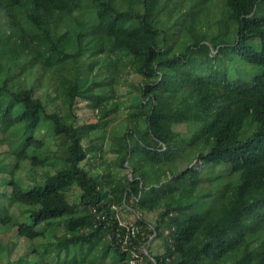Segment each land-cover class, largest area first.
I'll return each mask as SVG.
<instances>
[{
    "label": "trees",
    "instance_id": "trees-1",
    "mask_svg": "<svg viewBox=\"0 0 264 264\" xmlns=\"http://www.w3.org/2000/svg\"><path fill=\"white\" fill-rule=\"evenodd\" d=\"M219 1L0 0V264H264V0Z\"/></svg>",
    "mask_w": 264,
    "mask_h": 264
},
{
    "label": "rangeland",
    "instance_id": "rangeland-1",
    "mask_svg": "<svg viewBox=\"0 0 264 264\" xmlns=\"http://www.w3.org/2000/svg\"><path fill=\"white\" fill-rule=\"evenodd\" d=\"M214 1H215L214 3H212V4L208 3V5L206 6L208 9L210 8L209 9V15H210V18H211V20H210L211 24L208 26V32H209L210 35L218 33L219 26L216 23V20L221 18L220 14H223V11H222L223 3L221 1H219V0H214ZM180 5H182L181 9L184 12H186L188 4L186 2H184V4L180 3ZM251 16L259 18L262 21L263 26H264V2H261V3H259L256 6V10H255L254 14L251 15ZM171 25H173V22L171 23ZM192 57L193 56H191V58ZM191 58H190V65H189L190 68L193 67L192 60L193 59H197L196 57H193L192 59ZM193 71H196V68H193ZM135 76H136V72L134 71L128 76L127 80H124V84H123V86L121 88L122 97H123V100H124V113H123V115L120 118H118L115 121H112L109 124V126L107 127V136H108L110 131H112L114 128L118 127L121 123L124 122L125 118L127 117L128 112H129L130 104L133 103V102L134 103L136 102L137 104L139 103V98L130 99L129 95H128V91H127V88H128L127 81L131 80ZM15 89H17L19 92H23L26 88L16 87ZM35 90H36V94L40 95V96L43 93H45V92H49L50 95H54V90H53V87H52V79L49 77V75H46V76H44L41 79L40 86L39 87L35 86ZM52 105H54L53 102H51L49 104V106H48V110L49 111L52 109ZM74 111H75V114L77 116V119H76L77 124H86V123H91V122L97 121V115L96 114L98 112V109H91L87 105V101H85V100H83L81 98L77 99ZM145 117H146V110L142 106H140L138 104V106L135 108V114H134L133 119L134 120H138V119H144ZM176 129L182 130V131H186L187 130V126L181 124V125L176 126ZM48 134H50V132L48 130H46V129H43L41 132H39L38 137L46 138L48 136ZM2 135H3V133L0 130V137H2ZM106 141L107 140H104L103 145L106 144ZM85 162L86 161H83L82 165L88 167V164L85 163ZM11 172L14 173V176L16 178L32 181L33 179H31V178H34V176H37L38 179L41 178L42 169L39 168L37 170V175L34 174L33 172H30L29 170H26L24 167H22L21 169H17L15 171H13V169H12ZM10 175H11V173L8 172V176H10ZM79 194H80V190L78 188H76V187H72L68 191V198H69V200H75L76 196L77 195L79 196ZM116 209H117V216L119 217V221H120V223L122 225H127L128 226L131 223H133V221L135 220V217H136L135 213L126 211L127 209H122V211L120 210V208L119 209L116 208ZM142 216H144L147 220L154 222L156 220L157 213L156 212H145V213H142ZM59 232H60V229H59ZM1 238L4 240V242H10L11 245H14L13 241H12L13 238H14L13 237V233L11 234L9 232H1ZM151 238H153V234L151 235ZM16 247L14 246V249H16ZM151 248H152V251L155 254L160 253V251L162 249L160 240L152 241ZM132 256L135 257V253H133Z\"/></svg>",
    "mask_w": 264,
    "mask_h": 264
},
{
    "label": "built area",
    "instance_id": "built-area-1",
    "mask_svg": "<svg viewBox=\"0 0 264 264\" xmlns=\"http://www.w3.org/2000/svg\"><path fill=\"white\" fill-rule=\"evenodd\" d=\"M135 231L132 228V234H134ZM144 254L148 256L147 259H145L143 256H139L138 254L135 253V257L132 258L131 264H157L156 260L148 253L147 248H143Z\"/></svg>",
    "mask_w": 264,
    "mask_h": 264
}]
</instances>
